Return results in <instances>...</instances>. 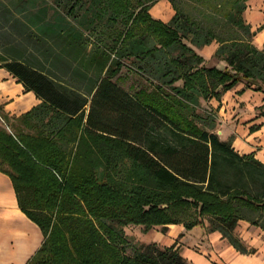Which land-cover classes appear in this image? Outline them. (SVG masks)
I'll return each instance as SVG.
<instances>
[{"label": "trees", "instance_id": "16d2710c", "mask_svg": "<svg viewBox=\"0 0 264 264\" xmlns=\"http://www.w3.org/2000/svg\"><path fill=\"white\" fill-rule=\"evenodd\" d=\"M188 1L197 13L171 0L177 13L164 24L132 0H0V67L42 100L21 117L4 113L11 132L0 126V170L45 235L29 264H194L175 246L128 256L120 227L130 223L209 220L241 253L239 223L264 230V163L220 137L216 114L199 112L240 83L264 94V48L254 44L264 26L246 22L249 0ZM107 15L132 24L118 49L87 42ZM212 43L224 69L197 51ZM125 58L152 90L115 81Z\"/></svg>", "mask_w": 264, "mask_h": 264}, {"label": "crops", "instance_id": "0c3cea01", "mask_svg": "<svg viewBox=\"0 0 264 264\" xmlns=\"http://www.w3.org/2000/svg\"><path fill=\"white\" fill-rule=\"evenodd\" d=\"M247 3L248 8L244 13L246 22L253 30H258L264 26V0H249ZM160 5V10H153V16L164 22L171 21L174 12L168 0L162 1ZM254 44L260 49L264 48V28L254 38ZM218 48L216 43H212L203 49H196L204 59H211L215 56ZM239 85L225 93L226 95L234 92V94H229L226 97L225 102H222L225 95L221 101L215 99L219 104L220 111H223L225 116L230 107L234 108L237 105V101L239 103L244 102L247 97H252L254 94L264 96L263 93L245 89V84ZM260 102L263 104L256 107L258 113L249 120L247 126L240 125L235 128L236 130L233 131L235 138L232 142L233 147L240 155H253L255 159L264 163V117L260 115V108L264 106V97ZM40 103L42 100L33 91H29L13 73L0 67V105L9 117H21L39 106ZM222 103L226 105L224 106ZM8 130L11 132L10 128ZM196 228L201 229L203 227ZM167 229L168 232H172V235L177 236L183 231L191 232L195 228L187 229L184 224H172ZM258 230L264 233L262 228L251 223L246 227V231L252 235H259ZM212 233L210 239L217 237L214 236L215 233L221 235L219 231ZM238 237L243 245L248 248V252L241 253L229 243L228 251L221 257L216 255V260L208 259L203 255L195 258L183 257L194 264H264V239L252 240V237L245 235L242 237L238 235ZM44 242L45 235L42 228L21 209L15 182L7 173L0 170V264H29V261L36 256Z\"/></svg>", "mask_w": 264, "mask_h": 264}, {"label": "rangeland", "instance_id": "374dc122", "mask_svg": "<svg viewBox=\"0 0 264 264\" xmlns=\"http://www.w3.org/2000/svg\"><path fill=\"white\" fill-rule=\"evenodd\" d=\"M165 0H132V6L134 10H139V3H145L146 6H151L150 8V16H152L153 19L158 20L164 24H168L169 22H164L162 20H159L158 18H155L152 14L153 10L158 7H161L160 3ZM170 5L172 6L174 16L176 15L177 11L175 9V5L171 2V0H168ZM178 3V1H177ZM181 3V2H179ZM182 3L187 5V11L192 13H197L198 10L196 7H192V4L188 0H182ZM173 16V17H174ZM110 15H107L101 23L98 25L97 29L94 30V32H88L86 34L87 36V42H90L92 45L95 43H100L102 46L115 49L121 47L123 44V41L125 39H121L122 36L125 37L127 32L129 31L132 24H128L127 21L118 20V21H112L109 19ZM188 43L187 41H185ZM189 44V43H188ZM152 45L155 47V49H159L161 46L158 44V41L152 37ZM166 54V49L164 50ZM169 56L171 58H177L181 50H168ZM206 66H217L221 69L225 68L226 63H222L218 61L215 56L211 59H205ZM124 68L121 71V73L118 75L117 78H115V81L123 88L126 89L129 92L132 93H138L140 89H148L152 90L153 86L152 83L148 80L146 75L141 72L139 69L140 63L136 62L135 58H125L124 59ZM182 81L178 83L177 85H182ZM243 84H240L239 86H242ZM168 87L165 88L167 91ZM229 94H234L232 91ZM226 94L223 98L222 102H225L226 97L229 95ZM264 96L262 95H256L252 97H247L244 102H238L237 105L233 107H230L228 111H226V116L223 114V111H220L219 104L215 99H212L211 102H205L202 100V105L204 106L203 109H200L199 112L203 115H211L216 114L217 115V128L216 132L220 135V137L223 140H233L235 138V131L236 127L242 125L247 126L250 119H253L254 115L258 113V110L256 107L262 105L263 103L260 102V100ZM224 106L225 103H222ZM0 105V109H1ZM3 109V108H2ZM220 112H222L220 114ZM4 111H0V126L3 128L9 129L8 125L6 124L4 118ZM6 114V113H5ZM207 227H203L201 229L195 228L191 232L183 231L182 234H177V236H174L168 232V229H165L163 227H153L151 229H147L146 226L136 225L133 223H130L128 226H121L122 228V234L125 236L126 243L125 247V253L128 256H132L136 253V248L140 247L144 244L150 245V244H156L157 246L161 248H170L172 246H175L178 248L182 255L184 257H191L195 258L197 256H205L208 259H214L216 260L217 256H222L228 251V244L229 242L223 238V235H217V233L214 234L217 237L215 239H210V236L213 235L212 232H210L211 229V223L209 220L206 221ZM249 222L243 221L241 225L236 230V233L240 237L242 235H245L246 237H252V240L255 239H264V233L259 231V235H252L248 231H246V227L249 226ZM186 237V240H185Z\"/></svg>", "mask_w": 264, "mask_h": 264}, {"label": "bare ground", "instance_id": "6f19581e", "mask_svg": "<svg viewBox=\"0 0 264 264\" xmlns=\"http://www.w3.org/2000/svg\"><path fill=\"white\" fill-rule=\"evenodd\" d=\"M161 7L156 8L155 10H160ZM172 233V232H171Z\"/></svg>", "mask_w": 264, "mask_h": 264}]
</instances>
